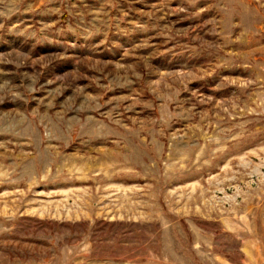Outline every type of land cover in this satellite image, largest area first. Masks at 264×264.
<instances>
[{
  "label": "rangeland",
  "instance_id": "rangeland-1",
  "mask_svg": "<svg viewBox=\"0 0 264 264\" xmlns=\"http://www.w3.org/2000/svg\"><path fill=\"white\" fill-rule=\"evenodd\" d=\"M0 264H264V0H0Z\"/></svg>",
  "mask_w": 264,
  "mask_h": 264
}]
</instances>
